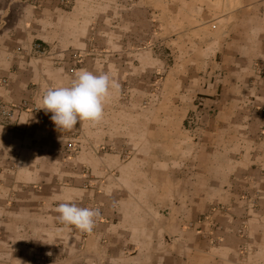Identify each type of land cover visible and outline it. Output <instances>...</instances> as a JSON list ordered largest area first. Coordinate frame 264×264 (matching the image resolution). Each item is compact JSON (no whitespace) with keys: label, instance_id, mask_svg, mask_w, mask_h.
I'll return each mask as SVG.
<instances>
[{"label":"crops","instance_id":"1","mask_svg":"<svg viewBox=\"0 0 264 264\" xmlns=\"http://www.w3.org/2000/svg\"><path fill=\"white\" fill-rule=\"evenodd\" d=\"M62 2L0 0V102L27 101L0 116V264H264V0H165L178 91L149 119L78 123L71 158L52 141L36 153L46 130L26 90L40 68L55 79L29 58L35 39L77 47L94 32ZM68 202L99 211L91 233L58 221Z\"/></svg>","mask_w":264,"mask_h":264},{"label":"rangeland","instance_id":"2","mask_svg":"<svg viewBox=\"0 0 264 264\" xmlns=\"http://www.w3.org/2000/svg\"><path fill=\"white\" fill-rule=\"evenodd\" d=\"M60 7L68 13L82 14L83 29L94 32L86 35L77 47L35 39L28 49L29 58L50 67V76L55 79L48 76L50 82L44 83L40 68L26 90L30 94L29 110L36 118L40 117L46 130L37 134L35 121L34 141L39 148L36 153L42 154L43 144L52 141L58 153L62 151L64 157L71 158L80 149L81 130L78 125L71 130H59L51 120L52 114L39 109L46 89L69 86L81 70L107 73L119 88L111 90L103 116L113 111L116 120L121 122L122 111L144 110L149 119L158 115V105L162 103L158 94L178 91V77L186 73L182 65L186 56L176 51L181 38L166 35L165 24L170 23L171 6L165 0H64ZM0 86L7 88L8 79L0 80ZM26 102L22 99L0 102L3 108L0 116L7 118L10 109H26ZM190 118L194 123L198 118L186 119L187 128L193 132L196 127L189 124ZM100 150L106 149L101 146Z\"/></svg>","mask_w":264,"mask_h":264},{"label":"clouds","instance_id":"3","mask_svg":"<svg viewBox=\"0 0 264 264\" xmlns=\"http://www.w3.org/2000/svg\"><path fill=\"white\" fill-rule=\"evenodd\" d=\"M119 84L109 74H94L81 70L69 86L46 89L41 107L51 113V120L59 130H71L80 122L98 123L103 119L105 104L111 90ZM58 221L83 233H91L99 211L80 207L76 203H61L55 209Z\"/></svg>","mask_w":264,"mask_h":264},{"label":"built area","instance_id":"4","mask_svg":"<svg viewBox=\"0 0 264 264\" xmlns=\"http://www.w3.org/2000/svg\"><path fill=\"white\" fill-rule=\"evenodd\" d=\"M261 72H263L264 73V68H262L261 69ZM191 120H193L192 118H190V120H189V124H191V123H194L193 121L191 122ZM194 125V124H193Z\"/></svg>","mask_w":264,"mask_h":264}]
</instances>
